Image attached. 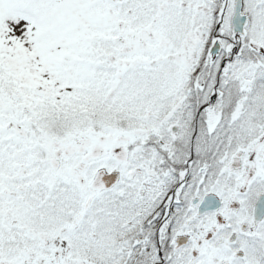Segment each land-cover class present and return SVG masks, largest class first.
Returning a JSON list of instances; mask_svg holds the SVG:
<instances>
[{"label": "snow or ice", "instance_id": "1", "mask_svg": "<svg viewBox=\"0 0 264 264\" xmlns=\"http://www.w3.org/2000/svg\"><path fill=\"white\" fill-rule=\"evenodd\" d=\"M0 264H264V0H0Z\"/></svg>", "mask_w": 264, "mask_h": 264}]
</instances>
